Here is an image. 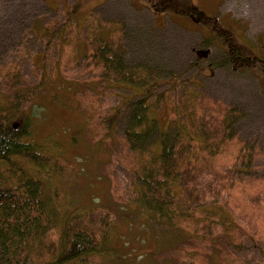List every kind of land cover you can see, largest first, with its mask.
Segmentation results:
<instances>
[{"label":"rangeland","instance_id":"1","mask_svg":"<svg viewBox=\"0 0 264 264\" xmlns=\"http://www.w3.org/2000/svg\"><path fill=\"white\" fill-rule=\"evenodd\" d=\"M191 1L264 50V0ZM204 34L189 19L156 16L148 0H0V107L28 117L29 140L50 156L38 176L45 193L67 210L97 207L111 222L106 251L85 264H264L260 73L234 69L221 48L204 46ZM113 62L134 84L107 73ZM151 86L152 111L165 127L185 122L193 106L199 114L226 115L233 125L232 140L215 160L221 180L209 175L222 191L219 207L206 206L195 235L129 198L143 160L126 140L127 103ZM30 87H37L33 98L23 95ZM158 96L164 104L154 101ZM5 166L0 186L9 183ZM57 238L54 227L36 256L51 258Z\"/></svg>","mask_w":264,"mask_h":264},{"label":"trees","instance_id":"2","mask_svg":"<svg viewBox=\"0 0 264 264\" xmlns=\"http://www.w3.org/2000/svg\"><path fill=\"white\" fill-rule=\"evenodd\" d=\"M148 6L156 16L172 18L174 14L206 28L204 46L221 48L234 69L260 73L257 77L264 93V50L247 41L234 25L218 24L191 0H148ZM111 66L107 73L113 70L117 80L134 84L133 75L119 71L114 62ZM36 91L37 87H30L23 95L33 98ZM152 93L153 86L145 88L140 98L127 103L126 140L131 151L141 152L143 160L138 189L129 187V198L144 212L151 210L158 219L165 218L170 225L195 235L206 217V206L219 207L222 191L214 187L209 175L214 174L210 176L214 181L221 180L215 160L232 140L233 125L226 115L214 110L199 114L193 106L185 122L165 127L152 111ZM158 97L154 101L164 104ZM31 127L22 113L12 116L4 105L0 107V164L6 165L10 176L9 183L0 186L2 264H85L106 251L111 222L98 215L97 207L67 210L58 197L45 193L38 176L46 172L50 156L44 146L29 140ZM173 129L178 130L177 136H172ZM54 213L59 215L58 226H54ZM218 216L222 218L219 210ZM54 227L58 230L56 249L51 258L40 259L36 250Z\"/></svg>","mask_w":264,"mask_h":264}]
</instances>
